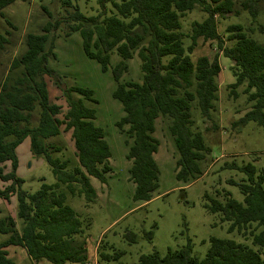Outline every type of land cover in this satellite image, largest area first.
<instances>
[{"label": "trees", "instance_id": "16d2710c", "mask_svg": "<svg viewBox=\"0 0 264 264\" xmlns=\"http://www.w3.org/2000/svg\"><path fill=\"white\" fill-rule=\"evenodd\" d=\"M17 1L27 0H0V27L4 20L14 28L4 10ZM57 1L64 15L48 21L40 32L27 35L25 51L12 61L0 81V182L7 184L0 186V200H17L16 217L0 218V264H16L9 256L10 247L24 249L35 264H90L84 220L67 203V197L84 196L87 205L93 203L97 195L90 178L106 182V174L113 171L112 153L103 129L95 124L96 109L83 101L96 104L93 91L65 87L50 66L57 58L54 44L59 29L66 36L79 33L85 55L97 61L103 72L109 70L113 52L121 58L113 69V98L124 111L117 127L128 138L125 143L135 202H150L159 188L160 169L155 160L159 141L153 134L160 117L167 120L178 150L177 181L192 184L207 172L211 151L202 133L195 130L193 109L198 108L203 118L216 112L222 68L219 54L193 59L200 40L216 43L218 52L232 62L230 70L236 81L228 86L231 95L236 96V90L246 84L252 107L233 126L250 121L264 126V44L251 36L264 29L261 25L255 29L253 24L233 23L220 34L217 23V18L241 17L244 13L255 23L264 0H97L100 11L95 16L83 14L73 0ZM196 9L205 18L184 31L181 20ZM8 37L9 30L0 32V51L10 44ZM135 55L141 61L142 82H121L128 71L127 61ZM46 76L54 79L67 102L63 119L59 118L62 108L50 101ZM36 112L38 120L34 121ZM61 127L71 132L78 165L63 153L66 147L50 143L62 135ZM27 139L32 156L44 158L56 179L34 194L23 189L25 181L18 175L17 150ZM57 154L61 157H55ZM228 168L245 175L239 183L230 181L239 188L243 201L227 192L226 201L209 198L205 208L219 215L221 223H228L229 234L249 232L253 247L232 239L211 238L208 252L200 259L189 239L185 246L169 249L165 256L158 252L142 255L139 264H264V174H257L251 163ZM124 237L131 243L139 240L131 230ZM144 238L152 241L154 232H145ZM120 255L114 254L115 259ZM100 258L104 262L111 256L100 253Z\"/></svg>", "mask_w": 264, "mask_h": 264}, {"label": "rangeland", "instance_id": "374dc122", "mask_svg": "<svg viewBox=\"0 0 264 264\" xmlns=\"http://www.w3.org/2000/svg\"><path fill=\"white\" fill-rule=\"evenodd\" d=\"M73 3L86 16H95L100 11L97 0H73ZM262 8L255 23L247 13L241 17L230 16L224 20L217 18L219 33L223 34L233 23L253 24L255 29L261 25L264 29V4ZM108 9L110 11L111 6ZM64 13L57 0L17 1L4 10L6 20L10 21L14 28L11 29L4 20L0 27L1 33L5 30L11 32V37H8L10 44L0 51V81L7 74L12 61L25 51L27 35L40 32L48 21L56 20ZM204 18L205 15L198 9L187 14L181 20L184 31H187L194 21L201 22ZM63 32V29L57 31L54 44L57 58L50 62V66L60 76L65 87H81L93 91L97 103L83 101L88 107L96 109L95 124L103 129L112 153L110 165L113 171L106 174V182L102 183L90 178L97 195L93 203L87 205L84 196L68 195L67 197V203L84 220V237L87 240L89 263L139 264L142 255L158 252L161 256H165L169 249L179 250L188 243L189 239L192 241L194 254L200 259H203L208 252L211 238L232 239L253 247L249 232L229 234L228 223H221L219 215H213L205 208L210 203L209 198L226 201L227 192H230L236 200L243 201L239 188L230 181L239 183L245 179V175L238 169L228 168V165L241 167L251 163L256 166L257 174H264V126L256 121L238 127L233 126L251 110L252 103L248 102V95L245 93L246 84L236 90V96L231 95L228 86L236 81L230 70L232 62L218 52L216 43L200 40L193 55V59H197L200 56L213 58L219 54L222 68L218 79L220 88L216 112L208 118H203L198 108L193 109L195 130L202 133L205 144L211 151L207 172L192 184L177 181L175 170L179 157L178 150L168 129L167 120L160 117L153 134L159 141L158 152L155 154L160 169L159 188L150 202L142 203L133 200L135 185L130 180L131 164L127 160L129 147L125 143L128 138L117 127V122L124 116V111L121 103L113 98L116 89L113 69L120 63L121 58L116 51L113 52L110 68L107 72H103L97 61L85 55L81 35L72 33L66 36ZM251 36L257 42L264 44V31L256 30ZM127 65L128 71L123 75L121 82L141 83L143 74L138 56L135 55L133 59L127 61ZM45 79L50 101L62 108L59 118L63 119L68 110L65 97L54 79L48 76ZM36 120H38L37 112L34 116V121ZM125 130H128V126ZM61 132L62 135L50 143H54L53 146L66 147L67 150L63 153L78 165L71 132H65L64 127H61ZM17 152L18 175L25 181L23 185L25 191L34 194L42 185H52L56 182L51 167L45 159L32 156L29 139L19 146ZM55 157L60 158L61 154ZM6 171H10V164H7ZM6 185L0 182V186ZM16 210V197H13L10 203L0 200V218L8 215L16 217ZM128 230L139 236L137 243H131L124 237ZM149 231L154 232L152 241L144 238L145 232ZM8 252L16 264H35L20 247H10ZM100 253H105L111 258L103 262ZM116 253L121 255L115 259ZM37 264L50 263L42 261Z\"/></svg>", "mask_w": 264, "mask_h": 264}, {"label": "crops", "instance_id": "0c3cea01", "mask_svg": "<svg viewBox=\"0 0 264 264\" xmlns=\"http://www.w3.org/2000/svg\"><path fill=\"white\" fill-rule=\"evenodd\" d=\"M26 141V140H25Z\"/></svg>", "mask_w": 264, "mask_h": 264}]
</instances>
